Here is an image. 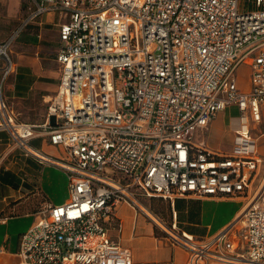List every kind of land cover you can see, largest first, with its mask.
<instances>
[{
	"label": "built area",
	"instance_id": "1",
	"mask_svg": "<svg viewBox=\"0 0 264 264\" xmlns=\"http://www.w3.org/2000/svg\"><path fill=\"white\" fill-rule=\"evenodd\" d=\"M34 1L16 35L43 13L63 19L61 82L41 125L63 154L32 147L37 126L19 121L4 95L15 36L0 40V131L66 171L69 197L37 213L21 235L20 264H135L109 230L122 203L186 248L188 264H264V156L251 134L264 119V0ZM246 61L243 90L237 70ZM230 105L241 119L232 151L198 142L197 131ZM185 195L243 204L233 222L199 239L143 199Z\"/></svg>",
	"mask_w": 264,
	"mask_h": 264
},
{
	"label": "crops",
	"instance_id": "2",
	"mask_svg": "<svg viewBox=\"0 0 264 264\" xmlns=\"http://www.w3.org/2000/svg\"><path fill=\"white\" fill-rule=\"evenodd\" d=\"M24 1L32 2L33 6L29 5L28 14L20 13L21 25L36 8L34 0ZM58 13L51 11L37 16L15 36L11 45L15 71L4 88V95L18 120L37 126L29 144L49 157L63 154L62 147L52 144L41 127L47 119L49 100L61 82L57 53L63 19ZM223 113L220 112L208 127L199 129L196 140L213 150L229 153L230 147L223 140L228 137L232 145L241 125L221 124ZM251 129V134L257 136L260 151L264 119L259 126L252 123ZM257 130L261 134H253ZM0 132H6V137L0 138V147L10 146L6 141L11 139L9 133ZM10 152L2 156L0 153V264H20L21 235L34 223L37 213L49 203H64L69 197L66 171L25 153L16 157ZM143 199L167 222L199 239L212 237L233 222L243 204L242 197L185 195L173 199L160 196ZM109 230L115 239L132 249L135 264H188V250L170 242L162 230L129 203L117 207Z\"/></svg>",
	"mask_w": 264,
	"mask_h": 264
},
{
	"label": "rangeland",
	"instance_id": "3",
	"mask_svg": "<svg viewBox=\"0 0 264 264\" xmlns=\"http://www.w3.org/2000/svg\"><path fill=\"white\" fill-rule=\"evenodd\" d=\"M29 5L33 6L32 2H30V1L22 2V0H0V40L4 39V41H5L6 39H9V37L13 38V36H16V32L20 28V25H21L20 24L21 19H19L20 13H24V15L28 14L30 11L28 8ZM58 16L60 18L59 13H58ZM10 56L13 60L14 57H12L11 50H10ZM250 74H251V67H250L248 61H246L237 70L238 84L244 90L248 89V87H249ZM8 81L9 80H6V82L4 84V88L6 87ZM223 112H221L223 114L220 115L221 124L226 126L227 123H233V125L235 127L241 125L240 111H239L238 107H236V106L230 107ZM263 131H264V129H263ZM253 134H261V131L260 130L254 131ZM9 136L10 135L8 134V137ZM1 137H6V132H0V138ZM11 139H9V140L6 139V141L11 143L10 146L3 145L2 147H0L1 156L4 155L5 152H7L8 150L11 151L10 152L11 155H15L16 157L22 156V153H24V151L22 150V148L20 146L17 145L16 142L13 141V139L12 140ZM260 140H261L260 154L264 155V135L260 136ZM223 142H225V144L228 147H230V152H231L233 147H234V141H233V144L231 145L230 139L228 137H226V139H224ZM6 147H8V149H6ZM263 160H264V157H263ZM260 174L262 176H264V163H263L262 170H261ZM256 184H258V183H256ZM144 203L147 206H149V204L146 203V201H144ZM149 207H151V206H149ZM151 210L153 212L157 213L162 218H164L163 215L154 211L152 207H151Z\"/></svg>",
	"mask_w": 264,
	"mask_h": 264
},
{
	"label": "bare ground",
	"instance_id": "4",
	"mask_svg": "<svg viewBox=\"0 0 264 264\" xmlns=\"http://www.w3.org/2000/svg\"><path fill=\"white\" fill-rule=\"evenodd\" d=\"M142 206H144V205H142ZM146 208V207H145ZM148 210V209H147Z\"/></svg>",
	"mask_w": 264,
	"mask_h": 264
},
{
	"label": "trees",
	"instance_id": "5",
	"mask_svg": "<svg viewBox=\"0 0 264 264\" xmlns=\"http://www.w3.org/2000/svg\"><path fill=\"white\" fill-rule=\"evenodd\" d=\"M153 197H156V196H153Z\"/></svg>",
	"mask_w": 264,
	"mask_h": 264
}]
</instances>
